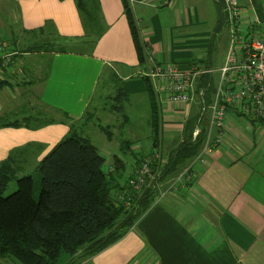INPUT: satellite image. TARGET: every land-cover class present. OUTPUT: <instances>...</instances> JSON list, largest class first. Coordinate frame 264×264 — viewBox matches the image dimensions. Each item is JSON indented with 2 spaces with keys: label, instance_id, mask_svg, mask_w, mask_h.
<instances>
[{
  "label": "crops",
  "instance_id": "crops-1",
  "mask_svg": "<svg viewBox=\"0 0 264 264\" xmlns=\"http://www.w3.org/2000/svg\"><path fill=\"white\" fill-rule=\"evenodd\" d=\"M126 2L146 54L143 66L122 0H98V36L85 33L75 0H0V42L12 55L7 67H0V123L19 124L0 127V162L10 158L21 167L26 161L37 165L78 128L86 107L98 103V81L113 72L129 91L126 104L133 97L147 98L150 136L141 146L134 135L125 139L129 115L124 111V123L109 117L118 128L122 123L114 127L112 140L118 137V148L131 142L130 150L142 157L156 151L158 166L166 163L183 139L185 122L199 113V104L196 98L189 105H172L148 79L160 112L159 136L153 143L150 102L138 71L151 63L182 70L220 68L230 46L227 21L218 0ZM240 4L243 18H251L249 2ZM251 4L264 21V0ZM203 78L214 86L218 75ZM225 128L226 141L206 154L204 164L194 166L192 181L179 178L191 159L156 183L154 196L162 197L153 199L123 237L81 262L264 264V126L229 110ZM130 158L132 166L135 157ZM131 171L125 169V177Z\"/></svg>",
  "mask_w": 264,
  "mask_h": 264
},
{
  "label": "trees",
  "instance_id": "trees-1",
  "mask_svg": "<svg viewBox=\"0 0 264 264\" xmlns=\"http://www.w3.org/2000/svg\"><path fill=\"white\" fill-rule=\"evenodd\" d=\"M75 3L85 33L100 35L98 0H75ZM122 3L138 59L143 66L146 54L136 22L126 0ZM143 80L150 102L151 138L156 143L160 112L149 80ZM3 85L4 82L0 81V86ZM200 86L205 88L208 103L213 91L212 81L205 78ZM96 95L99 96L96 97L98 106L86 107L78 128L58 142L35 166L40 174L37 199L33 196L34 180L30 173H25L10 158L0 162V258H12L18 264L81 262L123 237L150 208L155 184L136 191L130 185L132 171L125 177L126 167L118 154L113 155L112 166L105 171V158L87 134V129L94 127L101 130L108 140L115 137L114 127L119 129L126 121L124 106L129 91L111 72L107 79L98 81ZM99 109L116 117L121 115L119 128L109 122L103 124ZM17 125L16 122L0 123V127ZM196 126L200 133L193 139L192 132ZM204 133L205 125L198 123V114L185 122L183 139L169 153L166 163L158 171L156 183L182 169L198 154ZM130 144L128 141L121 143L119 151L123 155H134L131 166L134 169L143 157L130 150ZM18 173L21 177L16 179L14 191L2 196L9 181ZM120 195L125 200L119 201ZM62 255L65 256L63 262L60 260Z\"/></svg>",
  "mask_w": 264,
  "mask_h": 264
},
{
  "label": "built area",
  "instance_id": "built-area-1",
  "mask_svg": "<svg viewBox=\"0 0 264 264\" xmlns=\"http://www.w3.org/2000/svg\"><path fill=\"white\" fill-rule=\"evenodd\" d=\"M220 1L230 36V46L220 68L192 67L182 70L174 64L160 66L151 63L138 71V76L151 80L155 91L172 105H189L197 98L198 123L205 125V133L200 151L179 173V178H184L185 182L192 181L194 166L204 164L206 154L226 141L225 123L229 110L264 126V21L258 18L251 0H247L251 6V18L248 19L243 18L245 13L240 0ZM11 56L4 51V44L0 42V67H7ZM214 74L218 75V80L207 103L205 88L199 86V82L201 78ZM199 133L196 126L192 138L195 139ZM159 162V153L156 151L144 156L138 167L132 169L130 185L136 191L152 183L156 185L161 168ZM161 197L159 194L153 199L157 202ZM123 200V197L119 198V201Z\"/></svg>",
  "mask_w": 264,
  "mask_h": 264
},
{
  "label": "rangeland",
  "instance_id": "rangeland-1",
  "mask_svg": "<svg viewBox=\"0 0 264 264\" xmlns=\"http://www.w3.org/2000/svg\"><path fill=\"white\" fill-rule=\"evenodd\" d=\"M56 46L61 47L60 44L56 45ZM36 47L39 48V47H43V46L38 45ZM12 91H14V90H12ZM135 98H137V99H135ZM133 100L134 101H131V104H129V102L127 104H125V110L124 111H125L126 115H129V123L127 124L128 126L125 129L127 130L126 132L129 135L128 134L126 135V133L123 135L125 136L124 137L125 139H126V136H133V135L136 136L135 139L139 140V143L137 145L141 146V144H144L145 141L150 136L149 127L147 125L148 115H149V104H148V100L145 96L133 97ZM97 106H98V104H97ZM98 115L101 117V121L103 122V124L108 123V122L110 124H113V119H115V118L119 121L122 120L121 115H118V117L113 115L111 117L110 114H107L106 111H101V109H99ZM109 117H111L113 119H109ZM2 118L3 117L1 115L0 120ZM6 119H8V118H6ZM10 119H11V117H10ZM87 134L91 138L92 143L98 148L99 153L105 158V164L103 166L104 170H107L108 166H112L113 155H115V154H118L120 156V158L125 162L126 172L128 171L129 168H131L130 162L132 159L130 158V155L129 154H127V155L121 154V152L119 151V148L117 147L116 140L118 139V137L115 140L108 141L106 139L107 138L106 135L104 133H102L101 130H98L97 128H94V127L88 128ZM132 150L135 154H137V150H135L134 148ZM147 151H148V149H147ZM26 162H28V161H26ZM26 162L23 163L24 165L21 167V170H23L25 168L28 171V173H30L29 175L32 176V178L34 180L33 196L35 199H37L38 193H39V188H40V185H39L40 184V174L37 170L34 169L36 165L34 166V164H32V162H29V163H26ZM27 171H24V172L27 173ZM19 177H21V174L18 173L14 179L9 181L5 190L2 193V196H7L11 192L14 191V189L16 187V179H18ZM122 197L123 196H121V195L119 196V198H122ZM119 198H118V200H119ZM60 260L63 262L65 260V256L62 255ZM0 264H18V263L16 261H14L12 258L6 257V258H0Z\"/></svg>",
  "mask_w": 264,
  "mask_h": 264
}]
</instances>
